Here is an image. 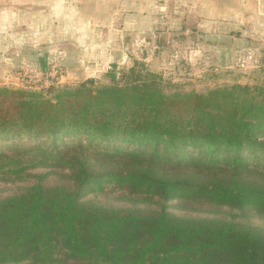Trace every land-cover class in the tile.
<instances>
[{
  "label": "trees",
  "instance_id": "obj_1",
  "mask_svg": "<svg viewBox=\"0 0 264 264\" xmlns=\"http://www.w3.org/2000/svg\"><path fill=\"white\" fill-rule=\"evenodd\" d=\"M49 165L73 186L0 201V264H264V229L249 221L82 202L118 185L264 218V88L178 94L136 68L106 85L1 88L0 175Z\"/></svg>",
  "mask_w": 264,
  "mask_h": 264
},
{
  "label": "clouds",
  "instance_id": "obj_2",
  "mask_svg": "<svg viewBox=\"0 0 264 264\" xmlns=\"http://www.w3.org/2000/svg\"><path fill=\"white\" fill-rule=\"evenodd\" d=\"M133 68L188 95L264 79V0H0V88Z\"/></svg>",
  "mask_w": 264,
  "mask_h": 264
},
{
  "label": "rangeland",
  "instance_id": "obj_3",
  "mask_svg": "<svg viewBox=\"0 0 264 264\" xmlns=\"http://www.w3.org/2000/svg\"><path fill=\"white\" fill-rule=\"evenodd\" d=\"M43 63V62H42ZM121 75L117 76L116 74L109 73L107 77V83L96 81L99 85H106L111 83L113 79L120 80ZM46 79H51L44 77L40 80L38 85L27 84L25 87L19 89L11 90H25V91H34V92H44L50 88H60L66 86H77L87 80H83L81 82L75 84H65L59 85L57 83V79H53L49 86L44 87V81ZM234 85L241 86H249L251 88H264V79L257 80L256 83H235L232 85H222L218 86L216 89H222L225 87H232ZM1 89V88H0ZM173 92V91H172ZM258 92V91H257ZM30 147V146H24ZM14 151H8L9 156L14 157ZM96 154L95 152L92 155ZM22 155V152H21ZM42 155H39V157ZM96 156V155H95ZM98 157V156H97ZM23 160H30L29 156L24 157ZM51 161L49 164H53ZM106 165L112 166L115 165L114 162H110L109 160L105 162ZM66 171H62V169L53 167V166H44V167H36L29 168L24 176H13L8 174L0 175V201L6 199L10 196H14L16 194L21 193L24 189L31 188L36 186L37 184L43 186H66L68 189L72 188L73 182H71L68 177L65 175ZM26 175V176H25ZM84 203H94L96 205H100L107 208H115L122 210H141L145 213L150 212H159L162 208H165L168 212L173 213L177 216L182 217H198V218H217L224 221L229 222H239V223H247L249 221L251 224L257 227H261L264 229V218L261 217L258 213L253 211H245L242 212L238 209L230 208V207H221L210 205L206 203H198L193 200H171L167 201L158 197H153L150 199L145 198L144 196L132 192L130 189L125 187H121L118 185H110L104 192L102 193H94L88 194L85 198L82 199Z\"/></svg>",
  "mask_w": 264,
  "mask_h": 264
},
{
  "label": "built area",
  "instance_id": "obj_4",
  "mask_svg": "<svg viewBox=\"0 0 264 264\" xmlns=\"http://www.w3.org/2000/svg\"><path fill=\"white\" fill-rule=\"evenodd\" d=\"M45 77H47V76H45ZM47 78H50V77H47ZM52 79V78H51ZM57 79V78H56ZM53 80V79H52Z\"/></svg>",
  "mask_w": 264,
  "mask_h": 264
}]
</instances>
